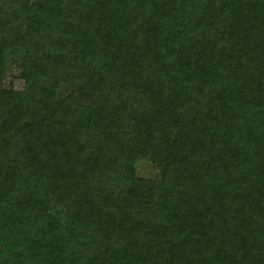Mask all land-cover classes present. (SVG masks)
<instances>
[{
	"label": "trees",
	"instance_id": "obj_1",
	"mask_svg": "<svg viewBox=\"0 0 264 264\" xmlns=\"http://www.w3.org/2000/svg\"><path fill=\"white\" fill-rule=\"evenodd\" d=\"M0 264H264V0H0Z\"/></svg>",
	"mask_w": 264,
	"mask_h": 264
},
{
	"label": "rangeland",
	"instance_id": "obj_2",
	"mask_svg": "<svg viewBox=\"0 0 264 264\" xmlns=\"http://www.w3.org/2000/svg\"><path fill=\"white\" fill-rule=\"evenodd\" d=\"M6 85L8 83L13 82V85L15 87H19L22 85V81L18 78V70L15 67H11L5 76ZM137 173L138 175L142 177H156L158 175V171L153 167V165L150 163L149 160H142L139 163H137Z\"/></svg>",
	"mask_w": 264,
	"mask_h": 264
}]
</instances>
